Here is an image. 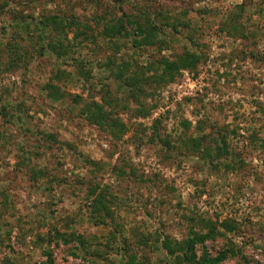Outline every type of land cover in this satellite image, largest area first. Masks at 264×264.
<instances>
[{"label":"rangeland","instance_id":"1","mask_svg":"<svg viewBox=\"0 0 264 264\" xmlns=\"http://www.w3.org/2000/svg\"><path fill=\"white\" fill-rule=\"evenodd\" d=\"M208 259L264 264V0H0V264Z\"/></svg>","mask_w":264,"mask_h":264},{"label":"trees","instance_id":"2","mask_svg":"<svg viewBox=\"0 0 264 264\" xmlns=\"http://www.w3.org/2000/svg\"><path fill=\"white\" fill-rule=\"evenodd\" d=\"M125 20H126V22L128 21V20H131L133 23H134V21H133V18L130 16V15H127V14H124V16H122V17H120V18H118L115 22H114V27L116 28V29H118V27H123V25L125 24ZM137 21H138V19H137ZM111 23H113L112 21H108L107 23H106V26H105V28H109V26H110V24ZM138 28H139V32L138 33H142L140 30H143L142 29V25H141V23H140V21H138ZM108 35V34H107ZM202 239V240H201ZM200 240L201 241H203L204 240V238H201ZM193 241H190L189 242V247L190 246H192L193 245ZM195 244V243H194ZM51 260V259H50ZM205 264H216V261L215 260H206L205 261Z\"/></svg>","mask_w":264,"mask_h":264}]
</instances>
